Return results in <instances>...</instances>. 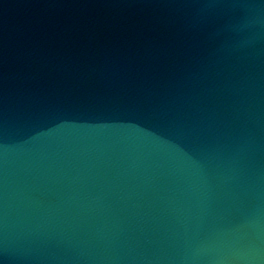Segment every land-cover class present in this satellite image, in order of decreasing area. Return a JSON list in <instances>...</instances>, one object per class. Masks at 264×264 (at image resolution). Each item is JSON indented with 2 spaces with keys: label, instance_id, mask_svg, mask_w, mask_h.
<instances>
[{
  "label": "water",
  "instance_id": "95a60500",
  "mask_svg": "<svg viewBox=\"0 0 264 264\" xmlns=\"http://www.w3.org/2000/svg\"><path fill=\"white\" fill-rule=\"evenodd\" d=\"M0 264H264V0H0Z\"/></svg>",
  "mask_w": 264,
  "mask_h": 264
}]
</instances>
